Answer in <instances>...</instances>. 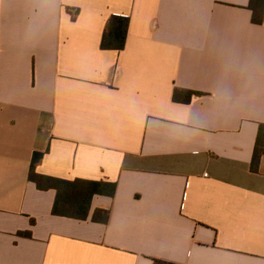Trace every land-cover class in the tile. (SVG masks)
<instances>
[{
  "label": "crops",
  "instance_id": "1",
  "mask_svg": "<svg viewBox=\"0 0 264 264\" xmlns=\"http://www.w3.org/2000/svg\"><path fill=\"white\" fill-rule=\"evenodd\" d=\"M249 4L0 0V264H264V24ZM113 16L130 18L122 51L102 49ZM37 153V174L115 196L86 221L54 216Z\"/></svg>",
  "mask_w": 264,
  "mask_h": 264
},
{
  "label": "trees",
  "instance_id": "2",
  "mask_svg": "<svg viewBox=\"0 0 264 264\" xmlns=\"http://www.w3.org/2000/svg\"><path fill=\"white\" fill-rule=\"evenodd\" d=\"M249 9L252 11V22L256 25L264 24V0H250ZM130 18L113 16L108 22L102 41L103 50L122 51L126 47ZM197 93L192 91L176 90L174 101L177 103H190L192 97ZM264 157V124H261L258 131L256 146L254 150L251 169L258 172L261 160ZM43 154L37 153L34 156L30 172V180L36 183L38 189L56 191V200L53 206V215L79 221L89 219L92 202L95 196L114 197L117 191V184L104 181L87 180H63L51 178L36 173L37 165L42 161ZM110 213L104 210H97L94 221L108 223ZM30 236V235H29ZM154 264H172L154 259Z\"/></svg>",
  "mask_w": 264,
  "mask_h": 264
}]
</instances>
